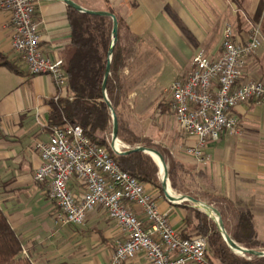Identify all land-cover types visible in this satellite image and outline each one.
<instances>
[{
    "label": "crops",
    "instance_id": "0c3cea01",
    "mask_svg": "<svg viewBox=\"0 0 264 264\" xmlns=\"http://www.w3.org/2000/svg\"><path fill=\"white\" fill-rule=\"evenodd\" d=\"M71 1L89 10L111 8L119 21L120 44L128 50L120 74L121 80L128 82L126 93L130 94H161L173 80L184 77L198 49L215 58L225 24L230 25L233 39L241 41L248 33V22L259 21L264 40V23L256 21L261 0ZM66 7L62 0H37L34 5L38 45L49 59L62 60L69 41ZM7 19L8 12L0 10V54L14 63L17 72L0 66V209L19 240V256L32 264H106L115 241L122 238L113 221L96 207L81 225L56 223L47 182L32 180L39 163L32 145L45 141L49 134L48 101L55 87L48 75L28 73L20 56L11 49L10 29L4 26ZM152 76L168 80L154 87L148 84ZM250 78L264 80V46L245 59L239 81ZM229 114L236 117L238 133H222L217 140L206 141L199 159L185 153L193 139L178 131L172 114L161 102L156 103L153 115L138 118L137 132L157 136L161 146L178 153L179 160L189 164L197 180L193 191L199 195L191 194L197 197L193 199L210 205L219 218L230 221L236 212L248 210L256 239L264 243V103L237 104ZM149 124L155 125L154 131L147 128ZM166 185L176 194L168 179ZM67 186L75 195L82 190L75 178ZM145 187L174 230L182 237L191 236L193 209L200 210L193 206L190 194H176L181 199L175 200L178 196L165 197L161 183V190ZM211 194L222 198L210 199ZM132 210L141 216L137 207ZM121 264L145 262L139 254Z\"/></svg>",
    "mask_w": 264,
    "mask_h": 264
},
{
    "label": "built area",
    "instance_id": "2783aa9c",
    "mask_svg": "<svg viewBox=\"0 0 264 264\" xmlns=\"http://www.w3.org/2000/svg\"><path fill=\"white\" fill-rule=\"evenodd\" d=\"M36 1L0 0V10L8 12L4 26L10 29L11 49L28 73L50 77L56 100L65 94L66 75L60 58L49 59L40 51L37 22L32 17ZM248 27L245 38L236 41L230 25L225 24L217 56L209 58L196 50L184 77L166 87L176 128L193 139L185 153L195 159L200 158L206 141L217 140L222 133H238L236 117L229 114L232 107L248 101L264 103V80L239 81L245 59L264 46L259 21L248 22ZM48 129L47 139L32 145L39 158L32 180L47 182L56 223L81 225L96 207L113 221L122 238L115 241L106 264H121L139 254L145 264H214L207 257L205 237L180 236L166 213L158 209L154 195L121 170L103 146L90 141L80 125L62 122ZM122 148L126 149L116 138L111 150L118 154ZM71 178L82 186L77 195L68 189Z\"/></svg>",
    "mask_w": 264,
    "mask_h": 264
},
{
    "label": "trees",
    "instance_id": "16d2710c",
    "mask_svg": "<svg viewBox=\"0 0 264 264\" xmlns=\"http://www.w3.org/2000/svg\"><path fill=\"white\" fill-rule=\"evenodd\" d=\"M104 11L113 14L110 7L106 6ZM66 19L69 25V41L61 55L67 80L65 94L48 101L46 127L62 122L80 125L84 135L90 141L103 146L121 170L128 172L144 186L150 185L161 190L156 177L157 166L148 154L140 151L115 154L109 145L111 117L109 107L102 98L101 83L108 56L111 19L106 15L79 12L68 5ZM119 39V21L116 19V40L109 54V68L104 81V93L116 117V138L127 145V148L132 143L151 147L145 137H140L130 128L128 121L119 112L122 99L120 73L128 55L127 48L120 44ZM0 66L17 72L14 63L2 54ZM209 197L222 198L213 194ZM193 212L197 220L192 225V230L196 234L191 236L205 237L207 257L212 263L264 264V256L233 252L223 241L214 222L196 209ZM220 221L227 235L236 244L249 249L264 250V243L256 239L248 210L236 212L229 228L226 227L223 217H220ZM19 251V240L0 209V264H32L28 258L19 256Z\"/></svg>",
    "mask_w": 264,
    "mask_h": 264
},
{
    "label": "rangeland",
    "instance_id": "374dc122",
    "mask_svg": "<svg viewBox=\"0 0 264 264\" xmlns=\"http://www.w3.org/2000/svg\"><path fill=\"white\" fill-rule=\"evenodd\" d=\"M259 19L260 21L262 20V22L264 23L263 3H262L260 14L257 17L256 21ZM167 80L168 79L165 76H159V77L152 76L151 79L149 78L148 84L149 85L153 84L152 86L155 87L158 83L163 84L164 82H167ZM127 83H126V80L125 81L122 80V99H121V104L119 105V112L121 113L122 117L128 121L130 128L136 134H138L140 137H145L148 140V144L149 146H151L149 148H153V149L157 148L159 150V153L163 159L165 169H166V179H168V184L170 185V188L172 189V191H174L176 194L187 193V194H190L189 196L190 198L196 199L197 197L196 196L193 197V195L191 194L195 193L199 197L198 193L196 191H193V189H195L197 186L196 185L197 180L192 177V172H191L192 168L189 166V164H187V162H182V160H179L180 157L178 153L170 152L168 148H166L165 146H161V143L156 138L157 136L153 134H149L150 135L149 137L141 136L137 132L140 126L138 122V118L141 116H144L145 114L148 116H151V114L153 115L155 108H156V103L161 102L162 105H165V107L171 113V109L169 106V97H168L166 88H164L161 94H150L149 93V94L135 95V94L126 93V89L128 86ZM154 87H151L150 89L156 90ZM142 106L145 108L143 111H142ZM154 126L155 125L149 124L147 128L153 130ZM109 138H110V135H109ZM118 141L120 142V144L124 145L126 149H130L135 146H141L140 144L132 143L131 146L127 148V145L122 143L120 140ZM152 161L156 164V162L153 159ZM156 177L160 183V175H159L158 166H157ZM196 220H197L196 214L193 212L192 217H191L192 224H194ZM224 222L226 224V227L229 228L232 220L230 221L224 220ZM192 234H196V232H192Z\"/></svg>",
    "mask_w": 264,
    "mask_h": 264
},
{
    "label": "water",
    "instance_id": "95a60500",
    "mask_svg": "<svg viewBox=\"0 0 264 264\" xmlns=\"http://www.w3.org/2000/svg\"><path fill=\"white\" fill-rule=\"evenodd\" d=\"M62 1L66 5L72 7L73 9H75L79 12H86L89 14H97V15H106V16H109V18L111 19L110 43H109L108 48H107L108 56L106 58L104 75H103V79H102V83H101V89H102L103 101L109 107V113H110V117H111V132H110V138H109V145H110V148L112 150H114L113 144H114V141L116 139L117 123H116L115 114H114L112 108L109 106L107 99H106V96H105V93H104V81H105L106 75L108 73V68H109V54L111 52L112 45L114 44V42L116 40V18L112 13H109V12L104 11V10H89V9H86V8H83L79 5H77L76 3L72 2L71 0H62ZM130 151H140L142 153L148 154L151 158H152L151 154L156 155L158 162L160 164V169L162 171V175L160 178L161 187L164 191L165 197H168V194L164 188L166 185V180H167L166 179V169H165V165H164V162H163V159H162L160 153L153 148L144 147V146H135V147L130 148V149L122 150L118 154H124V153H128ZM156 165L158 166V163H156ZM158 169H159V167H158ZM189 199L193 202L194 207H196L197 209L202 211L210 220H212L214 222V224H215L218 232L220 233L223 241L233 252L238 253V254L247 253V254H254L257 256H264V250L245 248V247H242V246L236 244L234 241H232L230 239V237L227 235V233L225 232L224 228L222 227V224H221L220 218L217 215V212L210 205L196 201L192 198H189Z\"/></svg>",
    "mask_w": 264,
    "mask_h": 264
},
{
    "label": "bare ground",
    "instance_id": "6f19581e",
    "mask_svg": "<svg viewBox=\"0 0 264 264\" xmlns=\"http://www.w3.org/2000/svg\"><path fill=\"white\" fill-rule=\"evenodd\" d=\"M151 156H152V158L154 159V161L156 162V163H158V167H159V175H160V178H161V175H162V171H161V169H160V164H159V162H158V159H157V157H156V155H154V154H151ZM165 191L167 192V194L173 199V198H175V196H178L175 200H177V199H181V197L179 196V195H176V194H173L171 191H170V189L167 187V185H165Z\"/></svg>",
    "mask_w": 264,
    "mask_h": 264
}]
</instances>
